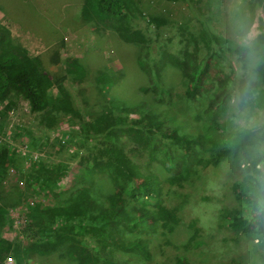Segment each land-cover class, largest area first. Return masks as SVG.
Masks as SVG:
<instances>
[{
  "label": "rangeland",
  "instance_id": "obj_1",
  "mask_svg": "<svg viewBox=\"0 0 264 264\" xmlns=\"http://www.w3.org/2000/svg\"><path fill=\"white\" fill-rule=\"evenodd\" d=\"M135 3L139 8L129 26L143 38L140 44L85 19L81 15L83 0H0V24L10 30L29 55L40 60L45 71L62 73L68 58L77 59L86 70L82 78L67 74L64 87L71 96L74 112L59 115L53 123H42L41 115L31 112L28 102L20 96L0 101V145L9 149L6 167L0 173V209L7 221L0 228V236L20 246L31 244L37 248L45 236L33 224L31 207L67 203L70 189L91 166L93 154H99L97 148L120 143L144 174L160 175L161 200L179 219L171 233H162L158 226L155 232L141 234L151 239V258L126 254L128 264H175L178 254H185L195 264H229L232 259L242 264H260L249 239L235 238L220 212L232 207V183L245 174L247 162L264 149V103L263 108L249 110L241 105L238 90L240 80L248 77V90L263 91L264 95L261 73L248 68L243 60L244 56L251 68L264 62V0ZM237 45L247 48L241 51L242 56L234 51ZM203 58L214 68L215 78L210 79L209 89L191 92L186 84L188 63ZM138 60L161 67V75L156 77L159 98L153 89L140 90L149 80ZM107 73L113 84L96 81L97 76ZM217 80H224L227 89L219 121L257 128L256 139L244 152L217 166L202 168L198 164L197 176L169 182L171 174L165 177V170L163 175L157 172L144 149L124 135L117 138L106 133L108 127L133 124L146 130L152 128L159 140L168 142L157 128L146 124L152 114L158 122L154 125L162 129L170 126L181 135L194 133L193 128L200 121L191 108L201 110L207 105L220 85ZM52 92L56 93V89ZM94 116L99 119V132L88 129ZM208 155L209 151L199 153L203 158ZM39 166L44 167V175L53 178L55 173V179L48 184L36 178L39 173L34 170ZM96 178L100 180L99 187L111 190L112 183L105 174L99 173ZM73 223L89 221L82 218ZM80 239L89 247L96 245L89 233L80 235ZM23 263L75 264L57 253H36ZM3 264L16 262L7 257Z\"/></svg>",
  "mask_w": 264,
  "mask_h": 264
},
{
  "label": "trees",
  "instance_id": "obj_2",
  "mask_svg": "<svg viewBox=\"0 0 264 264\" xmlns=\"http://www.w3.org/2000/svg\"><path fill=\"white\" fill-rule=\"evenodd\" d=\"M138 8L135 0H83L81 15L90 22L102 24L127 41L140 44L143 38L131 31L129 26L130 18ZM245 50L244 45H237L234 51L242 56L241 51ZM243 60L248 68L250 66V69L261 73L264 83V62L251 68L244 56ZM138 65L149 80L148 85L140 90L153 89L159 98L161 95L157 91L160 88L156 77H160L161 67H151L142 60H138ZM63 69L60 74L45 71L40 60L29 55L10 30L0 24V101L12 95L20 96L28 102L31 112L41 115L42 123H53L59 115L73 113L74 105L64 81L67 74L82 78L86 70L75 58L66 59ZM215 73L205 58L200 62L191 60L186 74L187 88L191 92L209 89L210 79L215 78ZM96 81L109 86L113 84L108 73L97 76ZM217 83L220 85L203 109L191 108L200 121V125L193 128L194 133L181 135L175 127L170 126L162 129L154 125L158 124L154 121V114L146 124L157 128L160 135L170 142L159 140L150 127L146 130L133 124L115 129L108 127L106 133L117 138L124 135L144 149L150 164H156L157 172L163 175L165 170L168 172L165 177L171 174L169 182H183L190 175L197 176L198 164L202 168L217 166L223 160L244 152L256 139L257 128L239 127L230 120L219 121V114L226 105L224 97L227 89L224 80H217ZM250 84L248 77L239 82L241 105L249 107V110L263 108V91L251 93L247 88ZM53 88L56 93L52 92ZM95 117H92L88 129L99 132L96 126L99 119ZM117 129L119 132H116ZM97 151L99 154H93L91 166L70 189L67 203L56 206L36 204L31 207L33 224L42 230L45 241L36 248L31 244L20 246L0 236V264L7 257H12L16 264H24V259L36 253H57L75 264H128L130 260L126 254L146 260L151 258V239L141 234L155 232L158 226L162 233L168 234L179 222L174 210L167 208L161 200L160 175L152 172L144 174L120 143L103 145ZM202 151H209V155L206 158L199 156ZM8 152L7 146L0 145V173L6 167ZM247 163L249 167H246L245 174L231 185L234 204L223 208L220 217L235 238L245 236L249 239L254 257L264 264V149ZM34 171L39 173L36 178L48 184L56 177L55 173L53 178L44 175L42 166ZM99 173L105 174L111 181V190L99 187L100 180L96 178ZM1 210L0 228L7 223ZM82 218H87L89 223H73ZM56 222L59 224L54 226ZM86 233L93 236L95 246L89 247L80 239V235ZM186 246L191 247L190 244ZM191 261L185 254H178L175 264H195ZM229 264L242 263L232 259Z\"/></svg>",
  "mask_w": 264,
  "mask_h": 264
}]
</instances>
